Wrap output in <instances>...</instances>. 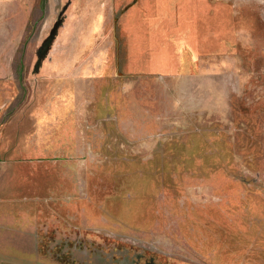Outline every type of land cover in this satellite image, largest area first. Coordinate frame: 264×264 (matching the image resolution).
<instances>
[{
  "label": "rangeland",
  "instance_id": "obj_1",
  "mask_svg": "<svg viewBox=\"0 0 264 264\" xmlns=\"http://www.w3.org/2000/svg\"><path fill=\"white\" fill-rule=\"evenodd\" d=\"M0 264H264V0H0Z\"/></svg>",
  "mask_w": 264,
  "mask_h": 264
}]
</instances>
